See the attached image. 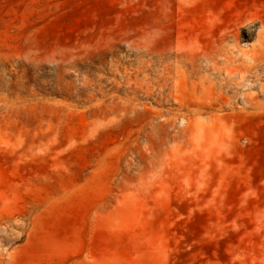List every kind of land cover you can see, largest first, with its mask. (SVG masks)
<instances>
[{"label":"rangeland","instance_id":"obj_1","mask_svg":"<svg viewBox=\"0 0 264 264\" xmlns=\"http://www.w3.org/2000/svg\"><path fill=\"white\" fill-rule=\"evenodd\" d=\"M260 18L264 0H0V264H264V76L249 106L174 66L229 31L250 48Z\"/></svg>","mask_w":264,"mask_h":264},{"label":"bare ground","instance_id":"obj_2","mask_svg":"<svg viewBox=\"0 0 264 264\" xmlns=\"http://www.w3.org/2000/svg\"><path fill=\"white\" fill-rule=\"evenodd\" d=\"M259 23L255 40L250 48L239 46L236 34L229 31L221 35L211 47L203 48L199 45L193 51H177L175 53L177 62L174 65L177 77L189 79L198 75L202 70L200 62H205L207 65L205 70L203 69L205 73L201 75L202 80L210 83L217 81L220 84L227 83L243 88L240 98L244 105H257L259 101L251 96L253 92L245 90H251L264 76V18H260ZM158 83L161 89L163 87L161 78ZM155 85L154 79H151V92H154ZM258 89L261 92L264 91V82L260 81Z\"/></svg>","mask_w":264,"mask_h":264}]
</instances>
